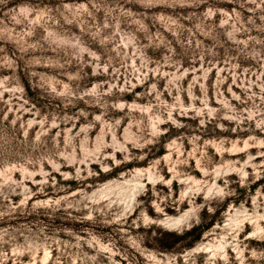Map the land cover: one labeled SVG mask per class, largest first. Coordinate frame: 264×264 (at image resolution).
<instances>
[{
    "label": "rangeland",
    "instance_id": "374dc122",
    "mask_svg": "<svg viewBox=\"0 0 264 264\" xmlns=\"http://www.w3.org/2000/svg\"><path fill=\"white\" fill-rule=\"evenodd\" d=\"M263 214L264 0H0V264H264Z\"/></svg>",
    "mask_w": 264,
    "mask_h": 264
},
{
    "label": "bare ground",
    "instance_id": "6f19581e",
    "mask_svg": "<svg viewBox=\"0 0 264 264\" xmlns=\"http://www.w3.org/2000/svg\"><path fill=\"white\" fill-rule=\"evenodd\" d=\"M228 170H229V169H228ZM228 170H227V171H228ZM216 173H217V172H216ZM150 175H151V174H150ZM150 175H149V176H150ZM137 179H138V178H137ZM138 180H139V179H138ZM134 181H135V179H134ZM128 182H129V181H128ZM141 183H142V182H141ZM136 186H137V185H136ZM142 186H143V185H142ZM133 187H134V186H133ZM139 187H140V186H139ZM214 187H215V186H214ZM136 188H137V187H136ZM209 188H210V187H209ZM211 188H213L212 185H211ZM210 191H211V190H210ZM135 192H136V191H135ZM123 193H125V192H123ZM129 193H130V192H129ZM130 194H131V193H130ZM127 195H128V194H127ZM135 195H136V194H135ZM129 196H130V195H129ZM128 201H129V200H128ZM236 210H237V209H236ZM238 212H239V210H238ZM186 213H187V212H186ZM235 213H236V215L238 214L237 212H234V214H235ZM188 214H189V212H188ZM190 215H191V212H190ZM190 215H189V216H190ZM258 215H259V214H258ZM263 215H264V214H263ZM237 216H238V215H237ZM185 217H186V216H185ZM232 217H233V216H232ZM235 217H236V216H235ZM183 218H184V216H182V215H181V216H176V217H171V216H169V218L167 219V222L171 223L172 226H173V224H177V223L181 222V221L183 220ZM248 218H250V217H248ZM188 219H189V218H188ZM234 219H235V218H234ZM231 220H232V218L230 219V221H231ZM182 222H184V221H182ZM231 222H232V221H231ZM171 224H170V225H171ZM237 224H239V223H237ZM164 225H165V222H164ZM179 225H180V224H179ZM170 227H171V226H170ZM175 227H176V226H175ZM177 227H178V226H177ZM256 227H257V229H258V224H257ZM260 228H261V227H260ZM259 230H262V229H259ZM256 231H257V230H256ZM258 232H259V231H258ZM224 240H225V239H224ZM224 240H223V241H224ZM219 242H220V241H219ZM225 242H227V241H225ZM210 244H211V243H210ZM210 244H208V245H210ZM223 244L225 245V243H223ZM226 244H227V243H226ZM204 245H205V244H204ZM204 245H203V246H204ZM212 245H214V244H212ZM212 245H211V246H212ZM215 245L218 246L219 244H218V245L215 244ZM201 246H202V245H201ZM206 246H207V244H206ZM220 246H222V248H223V245H220ZM208 248H209L210 250H211V249L213 250L214 247L211 248L210 246H208ZM208 248H207V249H208ZM225 248H226V247H225ZM225 248H223V249H225ZM200 249H202V248H200ZM200 249H198V250H200ZM214 249H215V248H214ZM226 249H227V248H226ZM218 250H219V248H218ZM218 250H217V251H218ZM219 251H220V250H219ZM225 251H227V250H225ZM225 251H224V252H225ZM213 253H214V251H213Z\"/></svg>",
    "mask_w": 264,
    "mask_h": 264
}]
</instances>
